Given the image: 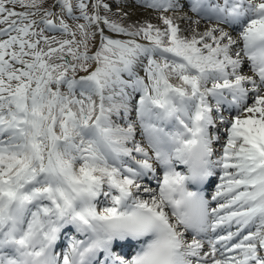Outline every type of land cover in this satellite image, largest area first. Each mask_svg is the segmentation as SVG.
<instances>
[{"label":"snow or ice","instance_id":"1","mask_svg":"<svg viewBox=\"0 0 264 264\" xmlns=\"http://www.w3.org/2000/svg\"><path fill=\"white\" fill-rule=\"evenodd\" d=\"M0 264H264V0H0Z\"/></svg>","mask_w":264,"mask_h":264}]
</instances>
